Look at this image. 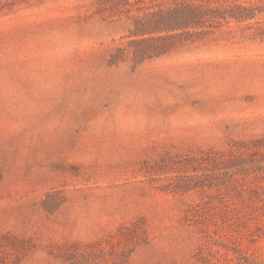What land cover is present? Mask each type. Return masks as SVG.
<instances>
[{
  "label": "rangeland",
  "instance_id": "374dc122",
  "mask_svg": "<svg viewBox=\"0 0 264 264\" xmlns=\"http://www.w3.org/2000/svg\"><path fill=\"white\" fill-rule=\"evenodd\" d=\"M0 264H264V0H0Z\"/></svg>",
  "mask_w": 264,
  "mask_h": 264
},
{
  "label": "trees",
  "instance_id": "16d2710c",
  "mask_svg": "<svg viewBox=\"0 0 264 264\" xmlns=\"http://www.w3.org/2000/svg\"><path fill=\"white\" fill-rule=\"evenodd\" d=\"M213 11L208 7L207 10L201 5L181 4L169 10H160L148 14L144 19H138L132 35L141 36L140 39L134 40V45H141L138 50L134 48L136 55L138 52L144 54L146 51H165L175 45V38L181 36L186 32L187 28H195L196 31H189L187 33H205L203 30L206 27V20L208 13ZM226 17V16H224ZM235 19H241L244 16H235ZM193 36L185 37L184 40L192 39ZM123 52V48H120Z\"/></svg>",
  "mask_w": 264,
  "mask_h": 264
}]
</instances>
